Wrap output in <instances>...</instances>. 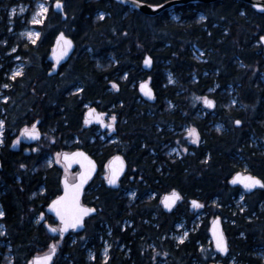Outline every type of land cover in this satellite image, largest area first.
<instances>
[{
	"label": "trees",
	"instance_id": "16d2710c",
	"mask_svg": "<svg viewBox=\"0 0 264 264\" xmlns=\"http://www.w3.org/2000/svg\"><path fill=\"white\" fill-rule=\"evenodd\" d=\"M30 1L33 13L37 0ZM61 1L66 20L50 6L35 43L19 37L15 27L11 56L0 45V117L6 116L11 84V150L8 123L0 140V252L11 256L4 261L0 253V264H32L53 244L51 264H210L225 258L210 240L216 216L233 264H264V255L255 254L264 249V188L245 193L239 206L243 190L229 183L243 170L264 179V152L255 147L256 139H264V13L238 0L187 4L156 16L115 0ZM17 3L11 0V7ZM60 31L73 39L75 50L50 75L46 59ZM146 54L149 69L143 68ZM18 61L22 72L12 79ZM143 82L154 98L141 92ZM205 97L213 108L198 99ZM88 107L107 120L116 116L110 135L85 124ZM37 121L40 137L29 150L21 134ZM191 128L198 143L188 135ZM172 147L182 155L172 154ZM77 149L98 164L88 202L103 224L90 221L80 236L60 238L45 225L56 223L46 207L61 193L64 178L63 160L50 159ZM117 153L127 170L114 189L105 185L104 174ZM173 190L182 199L166 210L162 196ZM191 198L204 207L192 210ZM199 211L204 214L197 220ZM182 220L191 230L178 242L171 234ZM106 241L108 258L102 254Z\"/></svg>",
	"mask_w": 264,
	"mask_h": 264
},
{
	"label": "snow or ice",
	"instance_id": "6c2138e0",
	"mask_svg": "<svg viewBox=\"0 0 264 264\" xmlns=\"http://www.w3.org/2000/svg\"><path fill=\"white\" fill-rule=\"evenodd\" d=\"M56 8H62V3L61 0H56ZM153 9H162L164 7V5L162 4H157V5H152L150 6ZM47 8L43 5L40 4L39 5V11L35 14L32 23H40L42 22L41 20L37 19V17L41 16L42 14L47 12ZM262 11H264V8L261 9ZM20 11L23 12L24 9L20 8ZM13 14H15V9L12 10ZM101 18H103V14H101ZM203 19V17H202ZM25 35H27L30 39H32L33 43H35V38H38L40 33L39 32H28V33H24ZM262 40H264V37H261ZM63 40L64 42V47L61 48L60 50V55L57 57V62H59V59H61L64 55L67 54V51L69 49H71L72 47V42L71 40L67 39L64 37V34L61 33L60 37L57 41V43L59 44L60 41ZM13 51H15V49H13ZM144 64L150 65L151 64V57H147L144 60ZM21 71L18 70L16 73H14V75L12 76V79H15L17 75H20ZM4 87H8V85H5ZM113 87H118L117 85L113 84ZM140 90L141 92L144 93V95L149 96L150 98H154L153 97V93L150 87H148L147 82L141 83L140 84ZM198 99H203L204 103L207 104L209 107H213L214 106V102L205 98H198ZM93 114H95V109H89V115L92 116ZM105 114L100 113V114H96L97 118L99 119L100 123H104L103 117ZM116 116L112 115L111 116V122L106 124L105 126L108 128H113L115 121H116ZM90 121L88 119L85 120V123H89ZM237 124H240L241 121H236ZM4 122L0 121V136H2V127H3ZM24 134H27L29 136L32 137H36L38 136V132L35 129V125H33V128L31 131H29V129L25 128L24 129ZM188 135L190 137L193 138V143H198L199 142V134L197 132V130L195 128H191L188 129ZM18 142V141H17ZM186 150V149H185ZM57 156H59V154H57ZM74 156L77 157H83L85 160L87 159V157L84 156L83 153H75ZM65 159H68L67 155H65ZM114 161H118L119 164L118 165H113L112 162H110V173L107 176V180L109 184H116L119 180L120 174L123 170V161L121 157H114L113 158ZM88 166H89V171L87 174H84L81 176L80 179V183L75 184L73 186H71V189L69 190V185L67 183V180H65V195L64 196H60L57 197L56 200L52 201V204L50 207H52L55 211L57 216L60 218L61 221V227L59 229L57 228H51V231L56 232V231H60L61 235L66 232L69 228H77V227H81L83 225V219L85 216L89 215L91 212L95 211L94 209H89V208H85L82 207L80 204V194H81V189L83 184L87 181V179L90 176L91 170L94 169L95 165L91 162L88 161ZM242 183L243 186L246 189H253L256 188L257 186H260L262 188H264V180H261L260 178H257L255 176H241L240 173H237L236 176L233 178L232 183L236 184V183ZM132 196H135L136 193H131ZM182 197L181 195L176 192L175 190H173L171 192V194L166 195L163 199V203L164 206L168 209H171L177 201L181 200ZM241 199H243V197H241ZM192 205L196 208H203L204 205L200 204L197 201H192ZM43 215V214H41ZM4 216V212L2 210H0V217ZM51 227V226H49ZM3 234V233H0ZM213 235L215 237V246L216 248L221 251V252H227L228 251V244H227V240L224 237L222 232H217L216 230H214ZM56 248L57 245L53 244L51 246L50 249V253L47 254L46 256H44L42 259L41 258H36L33 261V264H51L52 258L56 253Z\"/></svg>",
	"mask_w": 264,
	"mask_h": 264
},
{
	"label": "water",
	"instance_id": "95a60500",
	"mask_svg": "<svg viewBox=\"0 0 264 264\" xmlns=\"http://www.w3.org/2000/svg\"><path fill=\"white\" fill-rule=\"evenodd\" d=\"M115 1L118 2V3H120V4H122V5L130 6V7L134 8L135 10H137V11H139V12L145 14V15H148V16H156V15H158V14H160V13L166 11V10H170V9H172V8H174V7H177V6H183V5H187V4H197V3H205V4H208V3H213V2L218 1V0H166V1L161 2V3H148V2H145V1H143V0H115ZM238 1H241V2H244V3H246V4L251 5V6H252L257 12L264 13V11L261 10L262 8H264V0H238ZM61 3H62L63 6H62V8H59V9H58V8H56V6H55V5H56V1H55V3L53 4V9H54L55 12H58V13H60V14L62 15V19H63V20H66L67 15L65 14V11H64V2L61 1ZM157 4H162V5H164V7H163L162 9H159V8H158V9H153V8L150 7V6H152V5H157ZM61 33L64 34V37H65V38L71 40V42H72V47H71V49H69V50L67 51V54H66V55H64L61 59H59V62L56 63L55 68H54L53 70L49 71V74H50V75L56 74V73L58 72V70H59L60 64H61L63 61L69 59V57L73 54V52H74V50H75V43H74L73 39H72L70 36L66 35L64 31H60V32L58 33V35L56 36V38H55V43H54V46H53L52 53L49 55L48 58H49L50 60H55V61H57V57L60 55V50H61L62 47H64V42H63V40H61L59 44L57 43V41H58V39H59ZM262 37H264V36H262ZM261 43H262L263 46H264V40L261 39ZM147 57H150V55H149V54H146L144 60H145ZM144 60H143V68H144V69H149V68L152 66V58H151V64H150V65H147V66L144 64ZM143 83H144V82H143ZM211 101H212V100H211ZM213 107H214V106H213ZM89 109H95V114H93L92 116H90V115H89ZM100 113H103V114H104L103 111H99V110H97V109L94 108V107H88V108L86 109V111H85L84 122H85L86 119H88L90 122H89V123H85V124H88V125H93V124H94V125H99V126H100L102 129H104V130L108 129V127H106L105 125L108 124L109 122H108L104 117H103L104 123L102 124V123L99 122V119L97 118L96 114H100ZM29 131H31V130H29ZM37 132H38V131H37ZM25 135L29 138V141H30V142H34V141L38 138V136H39V132H38V136H36V137H32V136H29V135H27V134H25ZM75 153H83L84 156L87 157V159L85 160L83 157H77V156H74ZM65 155H67L68 159H65ZM114 157H121V158H122V161H123V170H122V172H121V174H120V177H119V180H118V182H117L116 184H114V185H113V184H109L107 179H106V183H107V185H109V186H111V187H113V188H118L120 178L122 177V175H123V174L125 173V171L127 170V162H126V159L124 158L123 155H121V154H116V155H114V156L109 160V162H108V170H109V173H110V162H112L113 165H118V164H119L118 161H114V159H113ZM62 159H63L64 164H65L68 168H72L74 165H79V166L81 167V176L84 175V174H87L88 171H89L88 161H91V162L95 165L94 169L91 170V173H90L89 178L95 173V171H96V169H97V163H96L95 159H94V158H93V157H92L87 151H85V150H83V149H78V150L72 151V152L69 153V154H64L63 157H62ZM109 173H108V175H109ZM237 173H240L241 176H248V175H251V176H255V177H257V178H260V177H258V176H256V175H253L251 172H248V171H238V172H236V173L230 178V180H229V183H230L231 186H240V187L244 190V192H246V193H249V192H251L253 189H255V188L250 189V190H249V189H246V188L243 186V184H242V183H239V182L236 183V184H233V183H232V180H233V178L236 176ZM89 178H88V179H89ZM80 179H81V178H80ZM88 179H87V180H88ZM260 179H261V178H260ZM65 180H66V179L63 180V184H64V185H65ZM261 180H262V179H261ZM79 183H80V180H79ZM85 183H86V182H85ZM85 183H84V184H85ZM84 184H83V185H84ZM257 187H260V186H257ZM257 187H256V188H257ZM70 189H71V188L69 187V190H70ZM171 192H172V191H171ZM171 192H167V193H165V194L163 195V197H162V203H163V199H164V197H165L166 195L171 194ZM176 192H178V191H176ZM178 193H179V192H178ZM179 194H180V193H179ZM64 195H65V187H64L63 192H62L58 197H60V196H64ZM180 195H181V194H180ZM56 199H57V197L54 198L53 200H51V202H50V203L47 205V207H46L47 212H48L50 215H53L54 217H58V216H57V214H56V211H55L52 207H50V206H51V204H52V201H54V200H56ZM192 201H197V202L200 203V200H199L198 198H191V199H190V208L193 210V209H195L196 207H194V206L192 205ZM177 203H178V201L176 202V204H175L171 209H173V208L177 205ZM163 205H164V203H163ZM164 207H165V206H164ZM165 209H166V210H171V209H168V208H166V207H165ZM49 226H51V227H49ZM46 227H47V229H48V231H49L50 233H55V232L51 231V228H55L54 226H52L51 224L47 223V226H46ZM84 227H85V224H84V220H83V225H82L81 227H77V228H74V229H75L76 232H81V231L84 229ZM209 227H210V236H211V237H210V240H211V242H212V244H213L214 249H215L218 253H220V254H222V255H227V254H228V251H229V242H228V238H227V236H226V234H225V231H224V225H223V221H222L221 217H220V216H216L215 218H213L212 221L210 222V226H209ZM69 229H71V228H69ZM69 229H68L66 232H64L63 234L68 233ZM214 230H216L217 232H222L223 235H224V237L226 238V240H227V244H228V251H227V252H221V251H219V250L216 248V246H215V237H214V235H213ZM56 232H57V231H56ZM44 256H46V255H44ZM44 256H42V257H37V258H41V259H42ZM52 259H53V258H52ZM212 264H220V263H219L218 261H214Z\"/></svg>",
	"mask_w": 264,
	"mask_h": 264
},
{
	"label": "flooded vegetation",
	"instance_id": "af4514ba",
	"mask_svg": "<svg viewBox=\"0 0 264 264\" xmlns=\"http://www.w3.org/2000/svg\"><path fill=\"white\" fill-rule=\"evenodd\" d=\"M30 0H18V3H17V6H19V8H23L24 11L21 12L18 17H17V21L16 22H13L12 19H11V0H8V2L5 4V3H0V45L2 48L8 46L9 49H8V54L11 56V31L15 32V27H17L18 29L16 30L17 34L20 35V33L27 27V23L29 22V19H31V16H32V13H31V6H30ZM39 2V1H38ZM55 2V1H54ZM54 2L51 4L50 3V6H52L53 8V4ZM54 10V9H53ZM47 15V14H46ZM46 17V16H45ZM55 43V41H54ZM54 43H53V46H54ZM53 46L49 52V54L47 55V59L51 65V69H54L55 66H56V63L57 61L55 60H50L48 57L49 55L52 53V50H53ZM70 58V57H69ZM11 60V59H10ZM4 93V90L3 89H0V94ZM4 99L7 100L8 102V107L5 109V112H6V116L4 117H0V121H3L4 124H3V131H4V126H5V123H8V141H9V146H10V150H11V84L9 86V90H8V93L6 95V97H4ZM104 118H106V116L104 115ZM108 121V120H107ZM109 122V121H108ZM33 125H35V128H36V131L39 132V130L37 129L38 126H39V123L38 121L35 122ZM97 126V125H95ZM33 127V126H31ZM99 127V126H98ZM27 128H30V127H27ZM101 130H104L100 127ZM112 129H106L104 131H106V133L108 135L111 134L112 132ZM24 134V132H23ZM3 135H4V132L2 133V137H1V141L3 139ZM25 135V134H24ZM40 137V132H39V136L38 138L34 141V142H30L29 141V138L25 135V138L27 141L25 140H22L23 143L27 144L28 145V149L31 150L32 147L35 148V143L37 142V140L39 139ZM0 141V143H1ZM255 147L256 148H260V149H263L262 151L264 152V139H256L255 140ZM78 150V149H77ZM72 151H75V150H72ZM60 159H62V153L60 154ZM96 161V160H95ZM63 162V161H62ZM97 163V162H96ZM62 165H64L65 169L67 168L68 171L70 172V176H66L64 174V179L67 180V183L69 185V187L71 188V186L75 185V184H78L79 183V180L81 178V167L79 165H74L72 168H68L64 162L62 163ZM0 166H1V159H0ZM107 168V164H105V169ZM98 164H97V169L95 171V173L86 181V183L82 186V189H81V194H80V204L82 207H85V208H89V209H94L95 211L91 212L89 215L85 216L84 217V224H85V227L84 229L81 231V232H76L74 228H71L69 229L68 233H65V234H62L61 235V232L60 231H57L55 232L54 234H56L57 236H59L60 238H63L65 237L66 235L70 234L72 235L73 237L76 238V236H80V234H82L86 227H87V224L88 222L90 221H94L95 224H98V226H102L103 222L102 220L99 218V212H98V208L91 204L90 200H92V196H91V193L92 191H94L96 188L95 187H92L90 190L88 189V184L91 182V181H95L98 179V176H97V173H98ZM108 169V168H107ZM255 175V174H253ZM257 176V175H256ZM259 177V176H258ZM261 178V177H260ZM262 180H264L263 178H261ZM1 175H0V193L3 192L2 191V184H1ZM105 181V185L108 186V187H111L109 185H107L106 183V180ZM64 187L65 185L63 184L62 182V191L61 193L63 192L64 190ZM113 188V187H112ZM262 187H257L255 189H253L251 192L249 193H252L254 192L255 190L257 189H260ZM114 189H117V188H114ZM60 193V194H61ZM59 194V195H60ZM245 194L244 191H242V196ZM58 195V196H59ZM57 196V197H58ZM56 198V197H55ZM51 202V201H50ZM49 202V203H50ZM55 221L56 223L54 224V227L59 229L61 227V221H60V218L59 217H54L53 215H50ZM47 223L49 222H45V225L47 226ZM51 224V223H49ZM0 225H3L0 223ZM5 230V228H4ZM105 245H108L109 248H110V245L105 243ZM255 254L256 255H259V256H262L264 255V249L261 248V247H257L255 249ZM49 254V253H48ZM44 255H47V253H43V254H39V257H42ZM229 254L227 255H222L223 257L225 258H220L218 259L219 263L220 264H233V260L232 258H229L228 257ZM108 256H109V250H108ZM108 256L106 258H108ZM54 257V256H53ZM53 260V259H52ZM52 262V261H51ZM214 262V261H213ZM33 264V263H32ZM241 264V263H240Z\"/></svg>",
	"mask_w": 264,
	"mask_h": 264
},
{
	"label": "rangeland",
	"instance_id": "374dc122",
	"mask_svg": "<svg viewBox=\"0 0 264 264\" xmlns=\"http://www.w3.org/2000/svg\"><path fill=\"white\" fill-rule=\"evenodd\" d=\"M39 1V2H38ZM40 4H43L48 10H47V12L46 13H44V14H42L41 16H39V17H37V19H39V20H41V21H43V19L45 18V16H46V14L48 13V11H49V7H50V4H49V2H48V0H37L36 1V8H35V10H34V12L32 13V16H31V19H30V24H29V26L28 27H26L21 33H20V35H19V37H21V38H23V39H26V40H28V41H30V42H33L32 41V39H30L27 35H25L24 33H28V32H33V33H35V32H39L40 34H41V32H40V30H39V28L37 27V25L38 24H41L42 22H40V23H32V20H33V18H34V16H35V14L39 11V5ZM13 9H15V14H13V12H12V10ZM21 13V11H20V8H19V6H13V8H11V18H13L14 16H18L19 14ZM173 17L174 18H177L178 17V15L176 14V13H173ZM39 37H40V35H39ZM38 37V38H39ZM38 38H35L34 37V39H35V42L38 40ZM16 60H19V59H16ZM22 68H23V63H22V61H18V63H17V65H16V67L13 69V71H12V75H14V73H16L18 70H20L21 72H22ZM234 102H236V100H234ZM207 105V104H206ZM205 105V106H206ZM209 106L207 105V108H208ZM211 108V107H210ZM108 121L109 122H111V118H109L108 119ZM218 126L219 127H222V124H218ZM32 128L33 127H30V128H27V129H29V130H32ZM36 129V128H35ZM23 132H24V130L22 131V134H21V140H25V141H27L26 139H24L25 138V135L23 134ZM2 133H3V127H2ZM1 137L2 136H0V139H1ZM114 137H112V139H113ZM170 152L172 153V154H174L175 156H178V157H180L181 155H182V152L179 150V148H177V147H172L171 149H170ZM60 154L61 153H59V156H57L56 154H55V157L53 156L52 158L53 159H50V162L52 161V160H57L59 163H61L60 162ZM65 167V166H64ZM64 174L67 176H70L71 174H70V172L68 171V169L66 168H64ZM107 176H108V169L106 168L105 169V174H104V180H106L107 179ZM134 192V190H131V191H128V196L130 197V198H134L135 196H132L131 195V193H133ZM135 193V192H134ZM242 195V194H241ZM163 197V196H162ZM241 197H243V196H240L238 199H237V202H236V204H238L239 206H243V199H241ZM162 200V199H161ZM203 212L202 211H199L198 213H197V220H199L200 218H202V216H203ZM54 225V224H53ZM191 230V228H189V227H187L186 226V223H185V221L184 220H182L181 222H179L178 224H177V226H176V229H175V231L171 234V237L172 238H174L176 241H178V242H182V241H184V240H186L187 238H188V235H189V231ZM0 233H3V234H0V236H3L4 234H5V230H4V226L3 225H0ZM105 243H107V241L105 242ZM0 244H4V241H3V239L2 238H0ZM108 250H109V246L108 245H105L104 247H103V249H102V254H103V256L104 257H107L108 256ZM1 253V252H0ZM45 253H50V250H48V252H45ZM87 253H88V258L89 259H92V257H93V251L91 250V249H87ZM1 254H3L4 255V261H6V259L7 258H10V256H11V253L9 252V250L8 251H6V252H3V253H1ZM215 256H213V258H214ZM9 261H10V259H8ZM213 263V261H211L210 262V264H212ZM196 264H198V263H196Z\"/></svg>",
	"mask_w": 264,
	"mask_h": 264
},
{
	"label": "bare ground",
	"instance_id": "6f19581e",
	"mask_svg": "<svg viewBox=\"0 0 264 264\" xmlns=\"http://www.w3.org/2000/svg\"><path fill=\"white\" fill-rule=\"evenodd\" d=\"M252 8H253V7H252ZM97 110H98V109H97ZM109 123H110V122H109ZM108 129H111V128H108ZM71 152H72V151H69V152H65V153H63V154H62V157H63L64 154H69V153H71ZM117 154H119V153H117ZM115 155H116V154H115ZM121 155H122V154H121ZM112 157H113V156H112ZM112 157H111V158H112ZM111 158H110V159H111ZM124 158H125V157H124ZM62 160H63V159H62ZM126 162H127V161H126ZM233 175H234V174H233ZM162 204H163V203H162ZM163 206H164V205H163ZM223 225H224V224H223ZM224 231H225V230H224ZM209 233H210V229H209ZM210 237H211V236H210Z\"/></svg>",
	"mask_w": 264,
	"mask_h": 264
}]
</instances>
